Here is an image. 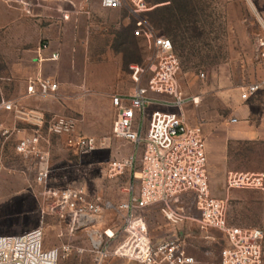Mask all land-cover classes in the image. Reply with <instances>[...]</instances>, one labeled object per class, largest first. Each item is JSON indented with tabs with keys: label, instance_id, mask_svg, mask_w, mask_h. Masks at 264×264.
<instances>
[{
	"label": "rangeland",
	"instance_id": "obj_1",
	"mask_svg": "<svg viewBox=\"0 0 264 264\" xmlns=\"http://www.w3.org/2000/svg\"><path fill=\"white\" fill-rule=\"evenodd\" d=\"M142 1L148 10L135 14L129 6L105 10L99 6V0H81L76 9L78 12H72L66 22L75 20L81 34L89 31L87 48L91 52L101 55L111 50L112 62L109 65L116 73L117 83L131 85L132 91L137 86H145L152 77L150 66L153 55L144 41L132 35L135 22L141 20L148 23L156 35L171 40L180 64L177 74L179 91L186 100L197 99L196 104L187 102L183 106L184 119L189 125L201 127L210 150L207 163L210 195L224 202L230 225L259 228L264 233V193L226 188L230 173L264 175V144L234 140L232 122L253 117V113L239 114L244 106L255 107L256 113L263 110L264 90L247 101H243L240 95L244 86L264 78V62L258 49V42H264V0H186L194 14V22L193 26H183L181 33H170L163 26H157L158 9L170 6L173 0ZM0 6L9 8L13 13V23L30 22L19 11L1 1ZM2 13L3 9H0V101H14L21 111H6L0 106V235L20 234L41 227L46 249L68 248L62 253L61 263L93 264L90 236L93 231H115L121 226L123 214L117 207L126 199L125 189L130 182L128 172L117 174L110 164L128 157L133 152V146L115 138L111 128L107 129L108 115L104 110L97 111L93 125L83 122L89 115L87 111L76 113L69 110L65 114L75 120L76 134L89 135L83 130L97 133L92 137L96 148L85 153L70 144V137L49 132V122L58 115H44L43 101L31 102L26 105L27 108L23 107L25 103L22 101L27 97L21 94L25 86L21 73L30 64L24 57L29 48L10 44L18 34V26H7L8 19ZM24 34L25 40L32 38L33 26H25ZM136 66L143 69L138 84L132 79ZM88 75L90 73L86 74L87 78ZM90 76L85 89L94 90L97 88L96 81L93 74ZM14 78L17 79L16 85ZM114 113L113 109L111 123ZM33 131L41 135L40 146L49 156L51 186L79 187L88 196L100 198L113 206L110 210L103 209L90 228L71 233L66 221L50 215L41 218L44 187L35 181L37 164L33 158H25L15 150L18 141ZM179 203L185 213L198 217L192 195L182 197ZM140 214L154 240L166 239L177 232L178 227L173 228L163 218L159 206L148 207ZM182 228L187 235L186 251L196 264H220L223 237L219 232L200 231L191 222ZM107 264L136 263L114 260Z\"/></svg>",
	"mask_w": 264,
	"mask_h": 264
},
{
	"label": "built area",
	"instance_id": "obj_2",
	"mask_svg": "<svg viewBox=\"0 0 264 264\" xmlns=\"http://www.w3.org/2000/svg\"><path fill=\"white\" fill-rule=\"evenodd\" d=\"M0 1L28 17L34 16L36 9L45 8L46 3V0ZM99 5L105 10L129 6L135 14L148 10L142 0H99ZM57 13L61 20L69 19L68 9L59 8ZM132 35L144 41L153 53L152 77L145 86L135 87L130 94L110 96L115 112L111 133L133 146L128 157L114 161L110 167L117 174L128 172L130 182L125 189L126 199L117 207L123 214L121 226L115 231H93L90 236L93 264H107L114 260L136 264H196L186 251V231L180 229L189 222L195 223L200 231L215 230L221 234L220 264H262L263 231L230 225L224 202L210 195L206 140L200 126L186 123L182 110L187 102L196 104L197 99L186 100L179 91L177 74L180 64L171 40L156 35L153 28L141 20L135 22ZM48 49L47 42H40L36 61L59 59L58 52L44 57L43 52ZM258 49L264 62L262 40L258 42ZM142 74L143 69L136 66L132 76L134 83H139ZM261 90H264V78L244 86L240 97L247 101ZM58 92L59 84L42 76L29 80L25 88L27 98H56ZM0 106L6 111H21L11 100L1 99ZM151 106L157 109L149 112ZM48 128L56 136L70 137V144L80 152L87 153L96 148L94 138L75 135L73 118L54 116ZM40 143L41 135L33 131L18 141L15 150L25 158H33L37 164L35 181L44 187L41 218L50 215L66 221L71 233L90 228L103 209L110 210L113 206L100 198L88 196L79 187L51 186L49 156ZM263 183L262 173H230L226 188L264 193ZM186 195L193 197L197 218L179 206L180 199ZM151 206H159L163 218L172 227H178L177 232L166 239L153 241L146 220L140 214ZM67 250V247L46 249L41 227L20 234L0 235V264H63L61 256Z\"/></svg>",
	"mask_w": 264,
	"mask_h": 264
},
{
	"label": "crops",
	"instance_id": "obj_3",
	"mask_svg": "<svg viewBox=\"0 0 264 264\" xmlns=\"http://www.w3.org/2000/svg\"><path fill=\"white\" fill-rule=\"evenodd\" d=\"M80 3L81 0H46L45 8L36 9L32 17L25 16L21 11L11 8L28 18L30 20L28 23H13V13L10 12L9 8L0 6V9H3L4 18L8 19L7 26H18V34L10 44L16 47L29 48L26 49L28 53L24 57L28 58L27 62H30V64L21 73L22 81L25 85L21 94L25 95L27 82L37 76L49 78L59 84V92L56 98H27L22 101L25 103L23 107L27 108L26 105L32 104L31 102L43 101L44 115L47 117L51 116V114L65 116V114L70 112L69 110L76 111V113L87 111L89 115L85 117L87 120L84 118L83 122L88 121L90 125H93L94 120L97 119V111L104 110L105 114L108 115L106 125L109 130L112 124L110 119H112L113 111L110 96L113 94L126 95L133 91L131 90V85L128 87L117 83L116 73L113 71V67L109 65L112 62L110 49L108 53L105 52L101 55L91 52L87 48L89 46V31L86 30L81 34L77 30L78 24L75 23L74 19L70 23L66 22L69 19L66 21L60 19L57 9L64 8L68 9L70 14L72 12L77 13L78 10L76 9ZM25 26H33V37L30 38L31 40H25ZM40 42H47L49 46V49L43 52L44 57L49 56L51 52H58L59 59L54 62L43 61L39 63L36 61V49ZM106 55H108V58ZM86 71H88V74L94 75L97 86L94 90L85 89L89 84L88 79L91 77L88 75L87 78ZM7 81L12 82L11 79ZM16 81L17 79L14 78L13 82H15V85ZM90 85L92 86V84ZM253 108L248 105L240 109L239 114L253 113V117L234 122L233 138L236 141L261 142L264 144V106L263 110L257 111V113ZM154 109H157V107L151 106L148 111L151 112ZM83 131L88 132L87 134L89 135H76L91 138L94 137L93 135H97L94 131ZM206 147L208 163L210 150H208L207 145Z\"/></svg>",
	"mask_w": 264,
	"mask_h": 264
},
{
	"label": "trees",
	"instance_id": "obj_4",
	"mask_svg": "<svg viewBox=\"0 0 264 264\" xmlns=\"http://www.w3.org/2000/svg\"><path fill=\"white\" fill-rule=\"evenodd\" d=\"M170 6L158 9L157 26H163L167 32H183V26H193L194 14L186 0H173Z\"/></svg>",
	"mask_w": 264,
	"mask_h": 264
}]
</instances>
